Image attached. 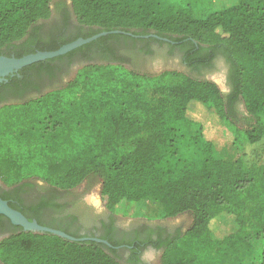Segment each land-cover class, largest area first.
Wrapping results in <instances>:
<instances>
[{"label": "trees", "instance_id": "obj_1", "mask_svg": "<svg viewBox=\"0 0 264 264\" xmlns=\"http://www.w3.org/2000/svg\"><path fill=\"white\" fill-rule=\"evenodd\" d=\"M51 1L0 0V54L55 50L102 30L152 33L180 41L184 62L195 70L220 52L228 64V91L190 72L153 74L125 66L110 42L129 35L109 33L7 76L0 90L9 85L18 93L31 84V72L37 78L51 74L54 60L79 55L86 61L62 87L2 102L0 136L25 145L29 160H35L33 178L60 189L100 182L101 200L112 211L150 199L164 217L189 213L190 227L166 241L160 264H244L254 253L252 231L264 235V0H237L205 18L194 16L190 2L71 0L79 33L36 44L31 41L39 35L36 23L49 16ZM94 49L101 51V62L89 56ZM196 105L210 114L211 127L225 122L232 128L237 155L215 156L209 129L191 114ZM15 160L0 155V180L8 186L30 178L21 175ZM217 221L227 226L222 236L211 228ZM0 259L124 264L116 250L95 240L31 231L3 239ZM258 264H264V242Z\"/></svg>", "mask_w": 264, "mask_h": 264}, {"label": "flooded vegetation", "instance_id": "obj_2", "mask_svg": "<svg viewBox=\"0 0 264 264\" xmlns=\"http://www.w3.org/2000/svg\"><path fill=\"white\" fill-rule=\"evenodd\" d=\"M36 25L39 26V35L31 39L36 44L59 43L76 36L81 28L74 15L71 0H52L49 16L39 20ZM86 29L84 26L83 30ZM124 32L123 34L129 35L125 41H111L110 44L117 51V55L125 59V66L147 71L150 67L161 68L163 65L175 64L182 71L201 78L222 74L228 87V64L220 52L211 58L209 65L195 70L184 62L180 41L152 33L136 35ZM27 38L29 37L26 35L24 39ZM201 45L207 47L205 44ZM14 53L11 50L10 56H14ZM89 56L101 62L99 49H94ZM84 63L86 61L79 55L54 60L52 65L55 67L51 74L43 72L42 77L37 78L34 76L35 72H31V84L21 92L17 93L13 87L5 85L0 90V104L17 101L21 95L28 98L55 87H62L75 76L77 69ZM0 198L28 220L59 229L77 238L100 239L99 243L116 250L118 259L124 264H155L160 259L166 241L183 235L191 225L188 223L189 218L184 219L187 213L160 220L120 218L103 204L100 182L95 179L85 180L78 186L67 189L51 186L38 178L23 180L10 186L0 180ZM20 231L25 230L0 213V243ZM0 264H4L1 259Z\"/></svg>", "mask_w": 264, "mask_h": 264}, {"label": "rangeland", "instance_id": "obj_3", "mask_svg": "<svg viewBox=\"0 0 264 264\" xmlns=\"http://www.w3.org/2000/svg\"><path fill=\"white\" fill-rule=\"evenodd\" d=\"M176 3H186L190 2L193 5V13L197 18H205L208 14L229 7L237 3V0H172ZM164 69H175L182 71V68L167 64L160 67H150L147 69L149 73H159ZM207 79L214 81L218 87L223 91L227 92L228 87L226 86L224 77L222 74H214L207 77ZM242 112H245L243 105H240ZM191 114L196 119L203 121L206 127L209 129L208 136L212 140L213 150L215 156L219 158H231L239 153L238 145L235 142V134L232 128L225 122H220L214 127H211L210 114L201 107L196 105L192 108ZM215 120V118L213 119ZM207 123V124H206ZM258 149V146H255ZM260 149V148H259ZM246 151L251 150V146L245 147ZM0 155L8 156L10 158H15L17 165L20 168L21 175L23 177H30L34 169L35 160H29V151L25 148L21 142H17L8 136H0ZM17 157V158H16ZM20 179H23L22 177ZM23 181V180H22ZM21 182V181H20ZM114 212L120 216V218H140L145 220H160L167 217L163 216L162 207L155 201L150 199H142L136 202H131L128 204H123L117 206ZM189 218V219H188ZM180 219V218H177ZM185 220L188 219V223H191L192 217L189 213L184 217ZM211 228L215 235L222 236L224 232L227 231V226L219 223V221L211 224ZM263 232L261 229H256L252 231V243L254 246V253L252 257H249L244 261V264H258V253L263 245ZM155 264H160L157 260Z\"/></svg>", "mask_w": 264, "mask_h": 264}, {"label": "water", "instance_id": "obj_4", "mask_svg": "<svg viewBox=\"0 0 264 264\" xmlns=\"http://www.w3.org/2000/svg\"><path fill=\"white\" fill-rule=\"evenodd\" d=\"M109 33H125L124 31L118 29H112L109 31L102 30L89 36L87 38H77L76 40L63 44L55 50H38L33 53L24 54L20 57L15 56H6L0 54V83L3 81H7V76H12L13 74L17 73L19 69L22 67L29 65L33 62L53 58L62 54L73 50L74 48L88 43L100 36L107 35ZM0 213L7 216L12 223L20 225L23 230L31 231L34 233H50L60 236L62 238L71 240V241H83L88 238H77L74 237L64 231L59 229L47 227L37 223L34 220H28L22 213L10 207L5 200L0 198ZM91 240H95L100 242V239L91 238ZM104 242V241H102ZM105 243V242H104Z\"/></svg>", "mask_w": 264, "mask_h": 264}]
</instances>
